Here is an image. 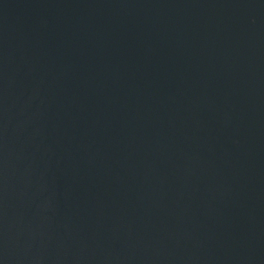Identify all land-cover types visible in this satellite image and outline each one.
Returning a JSON list of instances; mask_svg holds the SVG:
<instances>
[{
	"label": "water",
	"instance_id": "95a60500",
	"mask_svg": "<svg viewBox=\"0 0 264 264\" xmlns=\"http://www.w3.org/2000/svg\"><path fill=\"white\" fill-rule=\"evenodd\" d=\"M0 264H264V0H0Z\"/></svg>",
	"mask_w": 264,
	"mask_h": 264
}]
</instances>
